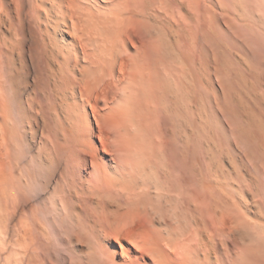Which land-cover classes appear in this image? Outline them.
I'll return each mask as SVG.
<instances>
[{
  "label": "bare ground",
  "instance_id": "obj_1",
  "mask_svg": "<svg viewBox=\"0 0 264 264\" xmlns=\"http://www.w3.org/2000/svg\"><path fill=\"white\" fill-rule=\"evenodd\" d=\"M24 148L69 264H264V0H0V264H49Z\"/></svg>",
  "mask_w": 264,
  "mask_h": 264
},
{
  "label": "rangeland",
  "instance_id": "obj_2",
  "mask_svg": "<svg viewBox=\"0 0 264 264\" xmlns=\"http://www.w3.org/2000/svg\"><path fill=\"white\" fill-rule=\"evenodd\" d=\"M17 150L14 156L15 159L13 160L12 169L14 171L15 185L18 188V190L22 192V193L20 192L21 196L24 195L23 196L24 201L22 203L23 206L21 205L22 207L20 206V209H18L17 212L13 214L12 221L14 224L18 226L20 224L22 225V221H24L25 223L27 220L30 224L31 223L37 224L39 227L40 225H42L40 227V232L41 234L43 232V234L41 235V239H42L41 241H42V247L44 246L43 248L44 250L42 249L40 245L39 247H37V250H36L37 252H34V254L39 255V256L42 254H45V256L47 255L46 258L52 264H69L70 259L69 261L67 260L68 258H70V255L68 251L66 250V248L64 247V245L62 244L63 242L62 240L64 239H62L61 237L64 236L63 238L66 239L68 237L67 232H71L70 230L71 227L70 229L69 227H67V225H69L68 219L61 218V216L53 209L52 201H51L52 196L55 195L58 190L57 185H59L58 182H60L59 174L52 176V174L46 171V172H43L42 174L45 177L44 176L39 177L35 175L37 174V171L35 169L34 163L31 162V157L32 155H34L33 153H36V151L34 152L33 150H29L27 148H24L22 150L20 149L18 151ZM43 179H45V181ZM43 225L44 226L46 225L45 226L46 230L48 229L47 227L50 228L47 230V232L45 230L47 234L44 232V230L41 229L43 228ZM7 239L10 241L11 238L10 239L7 238ZM48 242L50 245L48 244ZM22 264H27V262L22 263Z\"/></svg>",
  "mask_w": 264,
  "mask_h": 264
}]
</instances>
